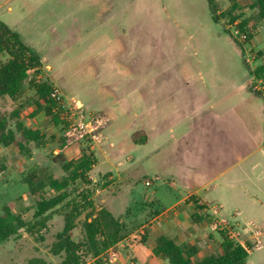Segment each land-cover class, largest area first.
<instances>
[{"label":"rangeland","instance_id":"374dc122","mask_svg":"<svg viewBox=\"0 0 264 264\" xmlns=\"http://www.w3.org/2000/svg\"><path fill=\"white\" fill-rule=\"evenodd\" d=\"M252 1L213 0L211 7L209 0H0V20L42 61L36 80L54 86L65 110L78 106L109 120L91 149L90 140L69 144L66 129L36 113L29 85L19 100L1 101L2 113L19 112L17 120L41 130L46 145L31 143L25 152L0 145V212L13 204L15 214L32 220L35 203L25 178L62 179L56 156L71 161L88 149L97 159L92 185L79 181L69 189L71 198L88 190L95 211L111 209L126 236L84 264H169L151 255L162 234L185 242L197 262L220 251L221 231L228 228L221 221L240 232L234 241L250 249L247 264H264V72L257 74L264 66V20ZM140 91L148 115L165 129L161 141L144 126L145 116L131 113L136 106L140 115ZM177 124L172 137L170 127ZM137 132L149 142L134 143ZM47 192V198L56 194ZM194 192L221 208H215L218 218L204 211L210 217L195 224L184 212L183 228L171 232L158 229L166 217L152 223ZM84 217L76 241L84 237ZM64 225L63 215L53 214L36 235L21 232L0 244V264L32 258L61 264L63 255L51 249Z\"/></svg>","mask_w":264,"mask_h":264},{"label":"trees","instance_id":"16d2710c","mask_svg":"<svg viewBox=\"0 0 264 264\" xmlns=\"http://www.w3.org/2000/svg\"><path fill=\"white\" fill-rule=\"evenodd\" d=\"M209 3L212 7L213 0H209ZM251 8L257 11L260 19L264 20V0H253ZM237 17L233 18V22ZM214 19L217 21V16H214ZM42 67L41 59L30 51L19 34L0 21V103L5 99L13 102L19 100L25 86L29 85L35 91L36 113L43 112L48 124L67 129L68 123L64 118L67 110L57 97L54 86L49 82L36 80L42 73ZM263 72L264 66L257 70L258 75ZM15 119V128H12L10 122ZM17 119L19 112L7 115L0 110V145L4 147L14 145L22 152H25V145L31 143L39 148L45 147V136L42 131L27 128ZM140 136L139 133L134 134V142L146 143V138L142 140ZM55 160L62 163L65 172L62 179L53 176L39 178L36 174H30L25 178L35 203L32 220L28 221L22 214H15L13 204L5 206L0 212V244L17 237L21 232L36 235L47 227L53 214H62L65 225L57 235V240L51 249L52 253L55 256L63 255L61 264H84L87 258L98 261L100 256L125 238V224L108 209L95 211L88 190L71 198L73 192L69 189L79 181L86 188L92 185L90 173L96 165L93 151L83 150L76 160L67 161L61 154L56 156ZM48 189L56 192L51 198L46 196ZM188 201L194 205L195 213L191 217L194 223L200 224L210 217L208 214L203 216L206 206L200 205L197 197L192 196ZM83 215H85L82 220L84 237L76 241L73 233ZM221 236L223 242L220 251L210 253L201 261L192 260L193 253L186 244L165 235L157 238L152 256L162 258L169 264H247L250 249L237 244L229 237L226 230L221 231ZM28 264L49 263L42 258H32Z\"/></svg>","mask_w":264,"mask_h":264},{"label":"crops","instance_id":"0c3cea01","mask_svg":"<svg viewBox=\"0 0 264 264\" xmlns=\"http://www.w3.org/2000/svg\"><path fill=\"white\" fill-rule=\"evenodd\" d=\"M9 0H5V2L3 4H6L8 3ZM1 21V20H0ZM3 22V21H2ZM9 26V25H8ZM10 27V26H9ZM11 28V27H10ZM12 29V28H11ZM13 30V29H12ZM14 31V30H13ZM128 103V101H126ZM138 110H140V115H137L136 113V106L134 108L131 109V113H133L136 117L138 118H141V116H145L146 117V120L143 121L144 123V126L147 127V128H151L152 131H151V134L155 135L156 138H157V141H161L162 139V136L164 135V132H165V129L161 130V122H159L157 120V122L155 121H152V115L150 114V116L148 115V109H147V104H146V99H145V96L144 94L142 93V91H140V98L138 100ZM130 106V104L128 103V107ZM160 120V119H159ZM161 121V120H160ZM178 124L175 125V126H172L170 127V133L172 135V137L174 136L175 137V133L178 131L179 127L177 128ZM139 133L141 136L140 138L142 140H144L146 138V142H149V139L147 138V135L145 132H137ZM136 134V133H134ZM133 134V136H134ZM133 136H132V140H133ZM134 141V140H133ZM135 143V142H134ZM137 144V143H136ZM141 144V143H140ZM116 145L114 143L110 144V152L112 154H115L116 153ZM82 153V152H81ZM81 155V154H80ZM113 156V155H112ZM80 157V156H79ZM78 157V158H79ZM96 157V156H95ZM77 158V159H78ZM128 161H132L133 160V157L130 156V158H127ZM76 160V159H75ZM97 161V159H96ZM96 165H97V162H96ZM95 165V166H96ZM119 165L121 166L122 163L120 162ZM94 166V167H95ZM129 171V170H128ZM110 179H115V177L112 175H110ZM130 182V181H128ZM111 187V186H110ZM192 196H195L197 197V200L199 201V204L200 205H203V206H206V208L203 210L204 211H211L213 213H215V215L217 216L218 218V215L219 213L221 212V208L220 207H212V205H210L207 201H205L199 193L197 192H194V193H190L189 195L185 196L184 198H182L179 202L173 204L170 209H168L166 212L160 214L159 216L157 215V217L152 221V223L155 221V220H158L160 217H166L168 220H166L167 222L164 223L163 225H161V227H159L158 229L159 230H162V231H166V230H169L170 232L173 230H181L183 228L182 225H180V221H179V216L182 214V213H187L188 214V219H191V217L194 215L195 213V209H194V205L192 202L188 201L189 198H191ZM184 204L187 205V208H183ZM181 207V208H179ZM215 208H218L219 210V213L215 211ZM108 210L112 213L111 209L108 208ZM238 213V212H237ZM114 215V213H112ZM240 213L236 214V216H239ZM116 218L117 216L114 215ZM192 221V219H191ZM220 222V221H219ZM251 224H255V222H252L250 221ZM196 224V223H195ZM201 224V223H200ZM238 224H240L238 222ZM164 235V234H162ZM160 235V236H162ZM159 236V237H160ZM167 236V235H165ZM158 237V238H159ZM222 237V236H221ZM170 238V237H169ZM212 238V236H211ZM173 239V238H172ZM214 239V238H213ZM216 239V238H215ZM214 239V240H215ZM215 241H218L217 239ZM219 242V241H218ZM223 242V240L221 242H219L220 246H221V243ZM185 243V242H183ZM154 249V248H153ZM152 249V250H153ZM152 250H151V255H152ZM213 253V252H212ZM210 254V253H209ZM209 254L205 255L204 257H202L200 260L198 261H201L202 259H204L206 256H208ZM198 255H199V252H198ZM153 257V256H152ZM153 258H156V257H153Z\"/></svg>","mask_w":264,"mask_h":264},{"label":"built area","instance_id":"2783aa9c","mask_svg":"<svg viewBox=\"0 0 264 264\" xmlns=\"http://www.w3.org/2000/svg\"><path fill=\"white\" fill-rule=\"evenodd\" d=\"M67 114H69L66 118L68 126L64 136L69 144H79L86 140H90L92 149L93 143H98L101 139L100 131L109 125V120L103 115H87L78 106L67 110ZM220 223L228 227L224 230L228 232V235L232 240L238 239L240 232H237L233 228L227 226L225 222L221 221ZM251 225L255 226V224ZM260 247L261 245L259 244V248Z\"/></svg>","mask_w":264,"mask_h":264}]
</instances>
